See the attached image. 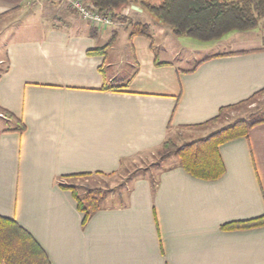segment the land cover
I'll return each mask as SVG.
<instances>
[{"label":"crops","instance_id":"0c3cea01","mask_svg":"<svg viewBox=\"0 0 264 264\" xmlns=\"http://www.w3.org/2000/svg\"><path fill=\"white\" fill-rule=\"evenodd\" d=\"M123 12L151 30L143 4ZM125 24L92 27L51 0H0V112L11 120L0 118L17 123L0 127V216L51 264H264V226L223 229L264 216V124L220 147L219 180L198 179L177 159L83 223L67 181L115 174L264 89V34L225 35L206 47L226 40L231 49L181 69L138 56ZM111 39L104 55L90 54Z\"/></svg>","mask_w":264,"mask_h":264},{"label":"trees","instance_id":"16d2710c","mask_svg":"<svg viewBox=\"0 0 264 264\" xmlns=\"http://www.w3.org/2000/svg\"><path fill=\"white\" fill-rule=\"evenodd\" d=\"M88 1L100 11H113L116 22L132 25L133 36L151 37L148 25L133 23L122 14L127 6L141 3L161 23L170 28L176 37H188L204 43L215 42L230 33L253 30L264 18V0H164L158 5L141 0ZM113 44L114 39H111L106 47L91 51L90 54L104 55ZM118 88L112 86L109 90ZM262 96L264 89L248 100L222 108L217 117L199 127L214 123L225 117L229 110L249 105ZM258 114L249 113L203 139L182 146H178L172 140L166 141L162 146L163 158L176 156L180 166L190 175L205 181H217L226 171L220 147L228 142L247 138L253 127L264 124V118L258 117ZM63 188L72 191L77 208L84 215L85 225L101 210L105 198L103 190L93 189L80 197L73 187ZM262 226L264 216L250 221L230 223L224 225L223 229L246 230ZM0 264H51V262L45 250L27 230L15 220L0 216Z\"/></svg>","mask_w":264,"mask_h":264},{"label":"rangeland","instance_id":"374dc122","mask_svg":"<svg viewBox=\"0 0 264 264\" xmlns=\"http://www.w3.org/2000/svg\"><path fill=\"white\" fill-rule=\"evenodd\" d=\"M128 7H130V5L126 8ZM148 15L151 17L149 18L151 20L150 24L152 25L149 32L151 37L140 35L136 36L137 38H135V42L137 43H135V51L140 57H146V55H148V57H158L160 61L173 62L181 69H191L194 68L198 62L208 57L209 55L219 52L220 50H229L233 46L231 42H226L225 40L223 44H220L218 46L206 47L207 43L200 42L188 37H176L166 25L160 24V22L153 14L148 13ZM129 19L133 23H138L131 18ZM263 26L264 23H261L259 21V25L255 30L245 32L247 34L244 35L262 36L264 34ZM129 28L132 31L134 30L132 25H129ZM131 30L127 32L128 36L131 34ZM125 33L126 30H121L119 32L122 40L129 39L126 38L127 36H125ZM123 36L125 38H122ZM6 42L7 41L5 40H0V75L6 67V63H4L5 61H3V63L1 62L6 55ZM119 49H121L120 46ZM127 49L131 51V46H127ZM129 61V59L128 61L126 60L124 69H127L131 66V61L130 63ZM249 113H259L258 117L264 118V96L258 98L249 105H244L242 107H239L238 109L229 110L226 113L225 117L214 123L196 127L191 131H183L181 132V135L177 136L176 139H172V141L175 142L178 146H182L184 144L203 139L215 133L217 130L223 128L224 126L232 123L234 120L244 117ZM0 115L7 118L8 120L10 119L4 113L0 112ZM16 124L17 123L14 121H7L6 123L0 118V127H13ZM162 153L163 149L161 147L158 151L143 154L127 162L115 174L103 177L91 176L88 178H73L67 181L68 186L73 187L75 189V192L80 197H82L87 191L93 189H101L104 191L105 198L103 202L106 204V206L119 207L124 204L129 188L136 180L142 177L155 180L157 178V174L161 172V170L167 168L168 166H171L178 159L176 158V156H171L170 158L169 156H166L163 158Z\"/></svg>","mask_w":264,"mask_h":264},{"label":"built area","instance_id":"2783aa9c","mask_svg":"<svg viewBox=\"0 0 264 264\" xmlns=\"http://www.w3.org/2000/svg\"><path fill=\"white\" fill-rule=\"evenodd\" d=\"M56 4H63L77 13L84 21L92 27H108L115 25V13L111 10L100 11L88 0H51ZM124 16L127 13L122 12Z\"/></svg>","mask_w":264,"mask_h":264}]
</instances>
